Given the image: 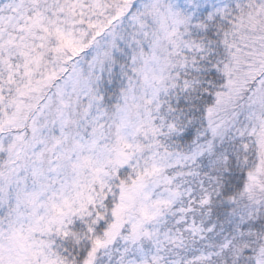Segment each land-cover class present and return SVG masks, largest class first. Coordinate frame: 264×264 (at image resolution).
Segmentation results:
<instances>
[{"label": "snow or ice", "instance_id": "snow-or-ice-1", "mask_svg": "<svg viewBox=\"0 0 264 264\" xmlns=\"http://www.w3.org/2000/svg\"><path fill=\"white\" fill-rule=\"evenodd\" d=\"M0 264H264V0H0Z\"/></svg>", "mask_w": 264, "mask_h": 264}]
</instances>
